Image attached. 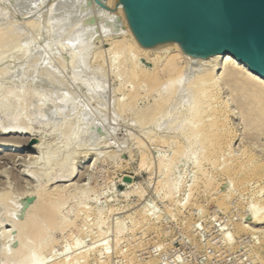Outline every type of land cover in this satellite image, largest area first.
Instances as JSON below:
<instances>
[{
    "label": "rangeland",
    "instance_id": "374dc122",
    "mask_svg": "<svg viewBox=\"0 0 264 264\" xmlns=\"http://www.w3.org/2000/svg\"><path fill=\"white\" fill-rule=\"evenodd\" d=\"M34 1L0 0V13L3 15L1 18L0 14V28H4L2 32L17 28L18 32L20 31L19 35L18 32L14 34L16 39L19 38L18 42L14 39L15 36L10 39L11 42L14 39L15 43L20 46L19 48L17 45L15 46L13 40V43H8L10 47L6 43L0 49L5 47V51H0V70L3 71L1 69L3 66L6 71L9 70L0 76V123H2L0 125L5 123L7 125L10 121H20L19 119L24 117L33 129L31 133L33 136H25L30 140L28 148L24 150H19L16 146L1 145L6 140L0 139V192L1 195H4L3 192L13 193L6 195L7 200L19 210L20 219H24L29 209L35 206L39 196L37 191L46 181L44 174L47 172L58 171L63 167L69 172L71 170L80 171L81 175L79 174L77 179L61 182L56 180L48 182L47 185L50 189L51 185L52 189H55L57 186L68 183L71 193L75 190L74 185H81L78 187L79 191L80 188H84L81 191L82 196L87 193L82 197L80 196L81 192L76 189L77 192H74L77 193V196L75 193V195L70 193L69 196L72 199L69 198L67 205L65 204L62 209L63 219L67 216L69 220H74L69 222L71 225L78 223L76 225L79 226V230L77 228L78 231H75L77 226L72 227V225L65 230L55 232L53 248L47 252L48 255L42 256L43 258L39 256L38 260L41 259V262H37V264H52L68 257L72 263L78 262L77 264H264V233L257 231L264 229V224H254L250 211L252 208L261 209L257 211L264 210V192L258 191L264 185V175H251L249 181L240 184L220 170L224 162V165L229 162V155L238 157L244 151L252 152L259 160H264V129L261 130L264 126L259 129L250 126L252 129L250 131L249 124H245L247 120L243 119L244 117L237 106V100L233 102L232 86L227 84L225 79H220V102L227 103L228 109L231 111L229 122L234 132L231 134V143L224 145L222 154L221 151L214 154L211 153L212 146L202 143L204 142L202 135L192 136V131L188 128V125L198 118L193 116V112H188L193 111L194 103L191 106L190 100L186 102L183 99V94H188L187 92L190 91L184 87L185 83L166 103L164 112L155 118L156 121L141 123L138 113L144 106L150 105L157 99L160 90H157L158 87L155 89V86L152 89L153 85H150L149 82L148 84L141 77V79L138 78L139 75L135 76L131 73L135 69L133 67L135 62L132 58L135 57L137 63L149 69L156 65V59L153 55L144 54L136 48L129 49L131 48L130 39L127 37L122 17L119 16L121 18L119 20L118 15L101 14L94 5H91L90 0L88 3L87 0L79 2L78 0H38L40 3L36 1L34 3ZM83 3L86 6H82ZM51 4L58 6V9L54 6L56 8L54 9L55 21L51 14L53 11H50L53 9ZM80 7H84V9L88 7L89 11L85 9L86 13H84V9ZM92 10L94 11L92 12ZM56 11L59 12V19ZM99 12L102 18L98 15ZM90 14L92 15L90 16ZM69 15H71L70 18ZM106 15L111 17L107 19ZM63 17L67 19H63ZM74 18L78 20H74ZM1 21H6L7 25ZM59 21L60 23H57ZM82 22L88 23L89 26L83 28L84 23L82 24ZM9 23L10 25H8ZM8 26L10 27L8 28ZM1 30L3 29L1 28ZM73 32L77 34H73ZM81 32L82 34H80ZM81 35L84 40H80ZM69 37L77 41L75 40V42ZM68 38L70 41H67ZM57 43L62 45L58 46ZM75 43H78V48ZM80 43L82 45L87 43V45L82 46ZM11 44L15 48L11 47ZM6 46L15 49V51H11V49L9 51ZM59 48L64 50L60 53ZM87 49L89 51L86 52ZM73 55L78 57L77 62L78 59H88L89 63L87 60L86 63L79 60V64L84 63L87 68L91 62L92 66L86 69L85 66L75 64L76 58ZM80 55L81 57L86 56V59L79 58ZM60 58L61 60H59ZM96 59L98 61H95ZM164 60L159 62L158 70H161V75L165 77L166 74L162 70ZM60 62L63 66L60 65ZM73 66L80 67L81 72H85L84 69L92 68V72L90 71V75H87L88 70L85 76V73L81 76L82 73L78 69H76L78 70L76 73ZM93 68L97 69L96 72ZM192 68L189 72L187 70L186 74H190L189 76L198 71L196 67ZM127 69L131 72L126 71ZM98 70L102 73L98 74L99 77L101 75L106 77H101L105 78L104 83L107 80V87L102 85L106 88L103 87V92L100 89V93L97 92L98 88L93 92L90 91L98 83V80L100 82L101 78L96 77L98 76L96 73H99ZM50 72L53 73V76ZM222 72L223 68L219 73ZM49 74H51L50 77ZM58 74L65 87L61 85ZM77 74L81 79L84 77L85 85L81 82L83 79L77 78ZM24 75L29 76L28 79ZM91 75L98 80L95 78V82ZM85 77L89 78L88 80L91 82H86ZM49 79L52 84L54 79L57 80L58 84H54L56 85V87L54 86L55 90L54 87L52 88L53 85H50ZM87 83L89 84L87 85ZM5 84L8 87L6 88L8 93L5 91ZM22 85L23 89H21ZM88 86L92 88L88 89ZM28 87L33 88L32 91L34 90L30 93L33 98L32 102L26 100L27 92L31 91V88L28 89ZM185 88L186 90H184ZM51 89L57 95L55 92L52 93ZM63 89L64 91H62ZM13 90H17L15 92L17 100H23L24 106L11 100V96L6 98L8 94L12 95L10 93ZM132 90H137L136 93L139 92L135 95L136 97L132 96L133 100L130 96ZM67 91L70 95L66 93ZM60 94L62 98L66 97L64 100L67 104L63 99L58 98V96L61 97ZM75 94L78 100L74 97ZM35 97L43 98V103H40L42 106L37 104L38 99H34ZM71 97L73 98L71 99ZM67 98L68 100H66ZM134 98L137 99L134 100ZM186 98H190V96L186 95ZM51 99L52 101H50ZM69 99L77 100L75 105H72L73 108L68 105ZM122 100L125 103L123 102L124 106L120 107L119 101L123 105ZM60 101H63L64 104ZM204 103L207 105L210 101L205 100ZM206 105L203 104L204 108L209 106ZM217 105L219 104L217 103ZM188 106L189 109L193 107L192 110L186 109ZM37 110L40 112L37 113ZM50 110L54 112H52L53 115ZM192 116L195 119H192ZM189 122L191 123L187 124ZM198 122L200 121L193 124ZM75 124L77 128H73L71 132L67 133V126L74 127ZM253 131L254 133H252ZM199 138L201 139L199 140ZM39 140H41L42 146L34 148ZM143 154H147L145 164L142 163ZM216 158L219 160L217 161ZM65 170L58 172L63 173L62 171ZM209 182L212 185H209ZM72 184L73 186H71ZM84 185L86 187H82ZM257 205L258 207H256ZM2 210L0 208L1 221L7 217ZM62 213L61 217H63ZM1 215H4V219L1 218ZM5 220L3 222L6 224L5 229L11 232L10 234L14 238L12 239L16 242L17 229H14L15 226H12L7 220L5 223ZM118 228H122V231ZM0 229V236H2L4 230L1 227ZM0 245L3 244L0 243ZM84 251L88 254L86 258L82 257ZM54 254L56 255L52 256ZM64 254L66 255L64 256Z\"/></svg>",
    "mask_w": 264,
    "mask_h": 264
},
{
    "label": "bare ground",
    "instance_id": "6f19581e",
    "mask_svg": "<svg viewBox=\"0 0 264 264\" xmlns=\"http://www.w3.org/2000/svg\"><path fill=\"white\" fill-rule=\"evenodd\" d=\"M23 1V0H22ZM25 1V0H24ZM31 1V0H30ZM36 2H39L38 0H35ZM35 1H34V3H35ZM57 1H59V0H57ZM80 0H78V2H79ZM91 1V5L93 6H95L96 8L95 9H98L100 12H101V14L102 13H105V14H115L116 16L118 15V17L120 16V17H122L123 18V24L125 25L124 26V28L126 27V34L128 35L127 37H129V39H130V46H131V48H129V49H132V47L133 48H136L137 50H139L140 52H143L144 54H148V55H153L154 56V59H156V65L152 68V69H149V68H146V67H143L142 66V64L140 65L139 63H137L136 61H135V57H133L132 59H133V61L135 62H133V61H131V63H134L135 65L133 66L135 69H134V72L136 71V73L134 74V72L132 71L131 72V70H130V72L133 74V75H135L136 76V74L137 75H139V76H137L138 78H143L144 79V81L145 82H149L150 83V85H153L151 88L152 89H154L153 87L155 86V89L158 87V89L157 90H160V94H159V96L157 97V99H155V101H153V103H151L150 105H147L146 107L144 106L143 107V109L142 110H140V112L138 113V116H139V120L141 121V123H149L150 121H151V123H152V120H155V118L157 117V116H159V114H161V113H163L164 112V110H165V106H166V103L167 102H169L170 101V99H171V97L176 93V91L181 87V86H184V84L183 83H185V85L186 86H184V87H187L188 89L187 90H190L189 92H187L188 94H183L184 95V100L187 102V100H190V105L192 106V104L194 103V109H193V111H188V112H193L192 114H193V116H196L198 119L196 120L193 116L191 117L192 119L194 118L195 119V121L194 122H196V121H200V122H198V123H195V124H193V123H191V122H189V123H187V124H190L191 123V125H188L189 127L188 128H190L191 129V131H192V136H194V135H202L201 137H202V139L204 140V142H202L203 144H209L210 146H212V149H213V151L211 152V153H214V154H217L219 151H221V154H222V151L224 150V145L225 144H229V143H231V134H232V132H234L233 130H232V128L230 127V122H229V116H230V113H231V111L228 109V105H227V103L225 104L224 102H220V79H225V81H227V84L229 83L231 86H232V90L231 91H233V93H234V100H233V102L235 101V100H237L236 102H237V106H238V108H239V110L241 111V114L243 115L242 117H244L243 119H245V121H246V123L245 124H249V126L248 127H250V126H252V127H255V129L256 128H261L262 126H264V77H262V76H260V75H258V74H256V73H253L251 70H250V68H249V66L246 64V63H243V62H241V61H239L233 54H231V53H227V54H216V55H213V56H209V57H199V56H196V55H190L188 52H187V50L185 49V47H184V45L183 44H180V43H178V44H175V43H173V42H169V43H167V44H165V45H162V46H155V47H144V46H142V45H140L139 44V42L136 40V38H135V36L133 35V33H132V31H131V28H130V26H129V24H128V21H127V18H126V15H125V11H124V9H123V7L117 2V0H104L108 5H109V9H105V8H103V7H101L99 4H97V3H95L93 0H90ZM26 2H27V0H26ZM54 2V1H53ZM53 2H52V4H53ZM70 2V1H69ZM84 2V1H83ZM25 3V2H24ZM40 3V2H39ZM51 3V2H50ZM55 3V2H54ZM81 3V2H80ZM85 3V2H84ZM82 4V6L83 5H85V4ZM87 3H88V0H87ZM51 4V5H52ZM58 4V3H57ZM74 4V3H73ZM78 4V3H77ZM51 5H50V8H51ZM62 5H63V3H62ZM67 5V4H66ZM76 5V4H75ZM88 5V4H87ZM55 6V5H54ZM54 6L52 5V7H53V9H50V11L52 12L53 11V13H51V14H53V20H54V17H56V16H54V9H56V8H54ZM61 6V5H60ZM70 6H71V4H70ZM81 6V5H80ZM81 6V7H82ZM86 6V5H85ZM91 6V7H92ZM69 7V6H68ZM74 7V6H73ZM80 7V8H81ZM60 9H61V7H59ZM90 8V7H89ZM58 9V8H57ZM60 9H59V11H60ZM79 9V8H78ZM81 9H84V7L83 8H81ZM80 9V10H81ZM86 9V11L88 10V7H86L85 8ZM85 9H84V13H86L85 12ZM63 10V9H62ZM79 10V11H80ZM91 10V9H90ZM98 10H97V13H98ZM79 11H78V13H79ZM89 11V10H88ZM94 10H92V12H93ZM57 12V11H56ZM69 12V11H68ZM100 12H99V16H100V18H102L101 17V15H100ZM4 13V12H3ZM50 13V12H49ZM59 12H57V18H58V14ZM70 13V12H69ZM72 13V12H71ZM75 13V12H74ZM89 13V12H88ZM91 13V12H90ZM1 14V13H0ZM96 14V13H95ZM60 15H61V12H60ZM63 15H65V14H63ZM62 15V16H63ZM84 15H87V14H84ZM92 14H90V16H91ZM2 14H1V18H2ZM51 17H52V15H50ZM67 16V15H66ZM74 16V15H73ZM75 16H76V14H75ZM89 15H87V17H88ZM95 16V15H94ZM103 16H104V14H103ZM107 16V15H106ZM105 16V17H106ZM5 17V16H4ZM50 17V18H51ZM71 17V15H69V18ZM86 17V18H87ZM97 17V16H96ZM104 17V18H105ZM109 17H111V16H109ZM108 16H107V19L109 18ZM119 17V18H120ZM64 18H66V17H63V19ZM116 18V17H115ZM52 19V18H51ZM56 19V18H55ZM59 19V18H58ZM58 19H56L57 21H58ZM67 19V18H66ZM77 19V18H76ZM75 18H74V20H76ZM110 19H112V18H110ZM118 19V18H117ZM1 20V19H0ZM4 20V19H3ZM6 21H7V19H5ZM60 20H62V19H60ZM78 20V19H77ZM106 20V19H105ZM113 20V19H112ZM119 20H121V18L119 19ZM5 21V22H6ZM55 21V20H54ZM66 21V20H65ZM2 22V21H1ZM4 22V21H3ZM2 22V23H3ZM4 22V23H5ZM8 22H9V20H8ZM7 22V23H8ZM75 22V21H74ZM11 23V22H10ZM10 23L8 24V25H10ZM57 23H60V21L59 22H57ZM57 23H56V25H57ZM78 23V22H77ZM84 22H82V24H83ZM6 24V23H5ZM54 24V23H53ZM85 24V23H84ZM83 24V26L81 25V29H82V27L83 28H85V27H87V26H89V25H87V24H85L84 25ZM1 25V24H0ZM7 25V24H6ZM14 25V24H13ZM55 25V26H56ZM74 25H76V24H74ZM16 26V25H15ZM64 26V25H63ZM69 26H70V24H69ZM71 26H72V24H71ZM5 27V26H4ZM10 26H8V28H9ZM57 27V26H56ZM65 27H66V25H65ZM74 27V26H73ZM1 28L3 29V30H1ZM0 28V49L3 47V45H6V43H7V46H9L10 47V45H8V43L9 42H11V38H12V36H15L14 34H16L17 32H18V30L17 29H12V27H11V29L12 30H10V31H5V32H7V33H3L2 31H4V28L3 27H1ZM5 28H7V27H5ZM59 28V27H58ZM57 28V29H58ZM61 28H62V26H61ZM67 28H68V26H67ZM72 28V27H71ZM77 28V27H76ZM60 29V28H59ZM58 29V30H59ZM73 29V28H72ZM21 31H23V29H20ZM54 30H55V28H54ZM75 30V29H74ZM65 31V30H64ZM64 31H62V32H64ZM66 31H68V30H66ZM65 31V32H66ZM71 31V30H70ZM82 31V30H81ZM85 31V30H84ZM87 31H89V30H87ZM20 32V31H19ZM19 32H18V35H19ZM60 32V31H59ZM79 32H80V30H79ZM22 33V32H21ZM72 33V32H71ZM77 34L76 32H73V34ZM84 33V32H83ZM53 34H55L54 32H53ZM58 34V33H57ZM64 34H66V33H64ZM79 34V33H78ZM80 34H82V32L80 33ZM21 35V34H20ZM36 35V34H35ZM56 35V34H55ZM62 35H63V33H62ZM61 35V36H62ZM24 36V35H23ZM79 36V35H78ZM71 37V36H70ZM69 37V38H70ZM81 37V39L80 40H84V38H82V35L80 36ZM17 37L15 36V38L14 39H16ZM60 38V37H59ZM68 38V40L67 41H70V39H72V38H70L69 39ZM14 39H12V42L11 43H13V40ZM24 39V38H23ZM28 39H30V38H28ZM77 39H79V38H77ZM17 40V42H18V40H19V38L18 39H16ZM58 41H59V39H57ZM56 40V41H57ZM73 40V39H72ZM76 40V39H75ZM75 40H73V41H75ZM22 41H24V40H22ZM72 41V42H73ZM77 41V40H76ZM75 41V42H76ZM16 41L14 40V43H15ZM26 42H27V40H26ZM30 42H32L31 41V39H30ZM61 42V41H60ZM117 42H118V40H117ZM117 42H116V45H117ZM33 43V42H32ZM31 43V44H32ZM56 43V42H55ZM68 43V42H67ZM64 44H65V42H64ZM78 43H75V45H77ZM81 44V43H80ZM85 45H87V43H84ZM83 44V45H84ZM17 45V43H15V46ZM48 45V44H47ZM56 44H54V46H55ZM57 45L59 46V45H62V44H58L57 43ZM66 45V44H65ZM71 45V44H70ZM82 45V44H81ZM82 45V46H83ZM7 46H6V48H7ZM14 47V45L13 44H11V47ZM18 47L17 48H19L20 46L19 45H17ZM27 46H29V44H27ZM53 46V45H52ZM67 46V45H66ZM24 47H25V45H24ZM47 47V46H46ZM51 47V46H50ZM56 47V46H55ZM77 48H78V45L76 46ZM85 47V46H84ZM83 47V48H84ZM88 47V46H87ZM15 48V47H14ZM23 48V47H22ZM26 48V47H25ZM48 48V47H47ZM127 48V49H128ZM7 49H9V51H10V49L11 48H7ZM7 49H6V51H7ZM21 49V48H20ZM19 49V50H20ZM24 49V48H23ZM29 49V51H30V48H28ZM81 49V48H80ZM85 49V48H84ZM89 49H90V47H89ZM89 49H87L86 50V52L87 51H89ZM2 50H4L5 51V47H4V49H2ZM2 50H0L1 52H2ZM12 50H14L15 51V49H11V51ZM18 50V49H17ZM25 50V49H24ZM54 50V49H53ZM56 50H58V48H56ZM59 52L61 53V51H63L64 49L63 48H59ZM72 50V49H71ZM74 50H75V48H74ZM9 51H8V54H10L9 53ZM23 51V50H22ZM28 51V50H27ZM51 51V50H50ZM55 51V50H54ZM53 51V52H54ZM76 51H78V50H76ZM0 52V53H1ZM20 52V51H19ZM59 52H57V53H59ZM73 52V51H72ZM81 52H83V51H81ZM85 52V51H84ZM4 53V52H3ZM18 53V52H17ZM23 53V52H22ZM21 53V54H22ZM24 53H25V51H24ZM68 53V52H67ZM71 53V52H70ZM5 54V53H4ZM73 54V53H72ZM88 55H89V53H87ZM3 55V54H2ZM6 55V54H5ZM15 55V54H14ZM19 55V54H18ZM18 55H16L17 57H18ZM57 55V54H56ZM61 55V54H60ZM60 55H58V56H60ZM75 55V54H74ZM73 55V56H74ZM87 55V56H88ZM131 55V54H130ZM130 55H128L129 56V58H130ZM8 56V55H7ZM10 56H11V54H10ZM15 56V57H16ZM21 56H23V55H21ZM39 56V55H38ZM72 56V57H73ZM90 56V55H89ZM134 56V55H133ZM14 57V56H13ZM16 57V58H17ZM19 57H20V55H19ZM40 57H41V55H40ZM75 58H76V61H74V63L75 64H79V60H82V59H78V62H77V58L78 57H76V56H74ZM73 57V58H74ZM81 57V55L79 56V58ZM86 57V56H85ZM84 57V55H83V57H81V58H85ZM92 57V56H91ZM97 57V56H96ZM23 58V57H22ZM26 58V57H25ZM93 58H94V56H93ZM92 58V59H93ZM128 58V59H129ZM153 58V57H152ZM151 58V59H152ZM41 59H42V57H41ZM63 59V58H62ZM86 59V58H85ZM91 59V58H90ZM91 59V60H92ZM164 60L165 61V63L162 65L163 67H162V70L164 71V74H166V76L164 77V75L162 76L161 75V73H160V71L161 70H158V68H159V66H160V61H162V60ZM59 60H61V58L59 59ZM65 60V59H64ZM72 60H74V59H72ZM87 60V62H88V59H86ZM86 60H82L81 62H84L85 61V63H86ZM131 60V59H130ZM137 60V59H136ZM71 61V60H70ZM95 61H98V59H96ZM163 61V62H164ZM63 62V61H62ZM65 62V61H64ZM63 62V63H64ZM77 62V63H76ZM89 63V62H88ZM154 63V64H155ZM62 63L60 62V65H61ZM74 64V65H75ZM83 64V65H82ZM80 63L79 65H81L82 67L83 66H85L84 65V63ZM6 65V64H5ZM66 65V64H65ZM70 65H71V62H70ZM78 65V66H79ZM46 66V65H45ZM61 66H63V64L61 65ZM78 66H76V68H75V66H73L74 68H75V70L76 69H80V67L79 68H77ZM88 67H90V66H92L91 65V62H90V66L89 65H87ZM4 67L5 66H3V68H1V69H3V71H1L0 72V76L1 75H3V72H5L6 70V68L4 69ZM82 67H81V69H82ZM87 67V68H88ZM192 67H196L197 68V73H196V71L194 72V74L192 75L191 74V76H189L188 74H186V73H188L189 71H190V69H193ZM50 68H52V67H50ZM85 68H86V66H85ZM86 68V69H87ZM95 68V67H94ZM93 68V69H94ZM99 68L101 69V66H99ZM221 68H223V72L222 73H219V71H220V69ZM84 69V68H83ZM86 69H84L85 70V72H81L80 70V72L82 73V74H80L81 76H83V74H84V76L86 75V72L88 71V73H87V75L89 74V72L92 70V68L90 69H88V70H86ZM133 69V68H132ZM78 70H76L75 72L77 73V71ZM95 70V69H94ZM97 70V69H96ZM96 70H95V72H96ZM187 70H188V72H187ZM9 71V70H8ZM8 71H6V72H8ZM49 71H51V70H49ZM48 71V72H49ZM52 71H54V70H52ZM101 71V70H100ZM126 71H128V69L126 70ZM126 71H123V73H126ZM22 72H23V70H22ZM92 72V71H91ZM94 72V71H93ZM97 72H99V70L97 71ZM129 72V71H128ZM129 72V73H130ZM51 73V72H50ZM57 73V72H56ZM56 73H54V74H56ZM5 74V73H4ZM52 74V76H53V73H51ZM51 74H49V77H50V75ZM75 74V73H74ZM91 74H93V73H91ZM97 75L98 74H102L101 72H99V73H96ZM95 74V75H96ZM128 74V73H127ZM163 74V73H162ZM80 75H78L77 74V78L78 79H80V80H82L83 79V81H81L82 83H84L85 82V80H84V77L81 79L80 78ZM90 75V74H89ZM94 75V76H95ZM124 75V74H123ZM131 75V74H130ZM132 75V76H133ZM187 75V76H186ZM7 76V75H6ZM24 76H26L27 77V75H24ZM31 76V75H30ZM56 76V75H55ZM92 77H93V75H91ZM105 77V75H101V77ZM131 76V77H132ZM29 77V76H28ZM28 77L26 78V79H28ZM34 77V76H33ZM46 77H48V76H46ZM87 77V76H86ZM85 77V79H86V82L87 81H89V82H91L90 80H88L87 78ZM89 77V76H88ZM96 77H98V79H100L101 77H99V75L98 76H96ZM95 77V78H96ZM129 77V76H128ZM3 78V77H2ZM8 78V77H7ZM7 78H5V79H7ZM31 78H32V76H31ZM58 78H59V81H60V77H59V74H58ZM76 78V77H75ZM76 78V79H77ZM94 77H93V79H94V81L97 79H95ZM106 78V77H105ZM105 78H101L100 79V82H99V80L97 81L98 83H96V85H94L93 84V82H92V84L95 86V87H93V88H95V89H93L92 87V90H90V91H94V90H96V88H98L97 89V92L100 90V89H102V91L101 92H103V87L104 86H106L107 87V80L105 81L106 83H104V81L103 80H105ZM127 78V77H126ZM130 78V77H129ZM140 78V79H141ZM10 79V78H9ZM15 79V78H14ZM48 79V78H47ZM57 79V78H56ZM56 79H54L55 81H54V83L52 84L51 83V80H53L52 78H51V80H50V85L52 84L53 86H52V88L55 86L56 87V85H54V84H56L57 83V80ZM90 79H91V77H90ZM131 79V78H130ZM11 80V79H10ZM13 80V79H12ZM20 80V79H19ZM80 80H78L79 82H80ZM8 81V80H7ZM7 81H5V82H7ZM26 81V80H25ZM62 81V80H61ZM60 81V82H61ZM93 81V80H92ZM101 81H103V82H101ZM9 82V81H8ZM22 82H24V81H22ZM96 82V81H95ZM224 82V81H223ZM222 82V83H223ZM10 83V82H9ZM17 83V82H16ZM21 82L19 81V84H20ZM30 83V82H29ZM28 83V84H29ZM63 82H61V85H64V84H62ZM103 83V84H102ZM148 83V84H149ZM187 83V84H186ZM24 84H25V82H24ZM58 84V83H57ZM60 84V83H59ZM89 83H87V85H88ZM100 84H101V86H100ZM106 84V85H105ZM12 85V84H11ZM10 85V86H11ZM15 85V84H14ZM48 85H49V83H48ZM84 85H85V83H84ZM91 85V84H90ZM92 85V86H93ZM99 85V87H97ZM102 85H104L103 87H102ZM229 85V86H230ZM7 85L5 84V91L7 92V90H6V88H8V87H6ZM9 86V85H8ZM13 86V85H12ZM19 86H21V85H19ZM60 86V85H59ZM46 87V86H45ZM55 87L53 88L54 90H55ZM64 87H65V85H64ZM89 87V86H88ZM87 87V88H88ZM102 87V88H101ZM106 87H104V88H106ZM14 88H16V87H14ZM21 88V87H20ZM19 88V89H20ZM31 88V87H30ZM29 87H28V89H30ZM57 88H58V86H57ZM62 88V87H61ZM60 88V89H61ZM90 87L88 88V89H91ZM224 88V87H223ZM11 89V88H10ZM13 89V88H12ZM16 89H18V88H16ZM21 89H23V85H22V88ZM26 89H27V87H26ZM32 89L33 88H31V91H29V92H27V96H26V100H28V101H31L32 102V99L33 98H31L32 96H31V94L30 93H32L33 91H32ZM46 89V88H45ZM67 89V88H66ZM73 89V88H72ZM181 89V88H180ZM179 89V90H180ZM75 90V89H74ZM178 90V91H179ZM184 90H186V88L184 89ZM223 90V89H222ZM17 90H13V91H11V93H10V91H9V93L10 94H12V95H7V97L6 98H8L9 96H11L10 97V99L11 100H15L14 102L15 103H17V104H20V105H23L24 104V101L22 100V101H18L17 100V93H15ZM28 91V90H27ZM51 91H52V89H51ZM62 91H64V89L62 90ZM69 91V90H68ZM68 91L66 92L67 94H69L68 93ZM136 91L137 90H132L131 91V93H130V96H131V99H132V96H134V97H136L135 95H137L139 92H137L136 93ZM177 91V92H178ZM46 92V91H45ZM53 92H55V91H52V93ZM74 92H76V91H74ZM96 92V91H95ZM105 92V91H104ZM4 93V92H3ZM8 93V92H7ZM48 93V92H47ZM50 93V92H49ZM71 93V92H70ZM73 93V92H72ZM77 93V92H76ZM99 93H100V91H99ZM189 93H191V94H189ZM232 93V94H233ZM5 94V93H4ZM3 94V95H4ZM55 94H56V92H55ZM64 94H65V92H64ZM57 95V94H56ZM70 95V94H69ZM179 95H180V93H179ZM186 95H189L190 96V98H186ZM1 96V95H0ZM60 96L61 97H59L58 96V98L60 99H63V101H65L64 100V98H66V97H64V98H62V95L60 94ZM66 96V95H65ZM128 96V95H127ZM74 97H76V94L74 95ZM178 97V96H177ZM182 97V96H181ZM37 97H35L34 99H36ZM42 98V97H41ZM48 98V97H47ZM50 98V97H49ZM55 98V97H54ZM57 98V99H58ZM73 97H71V99H72ZM77 98V100H78V97H76ZM186 98V99H185ZM231 98V97H230ZM38 99V100H37ZM36 100V102H37V104L39 103V105H41L42 106V104H40V103H43V98L42 99H40L39 97L37 98ZM59 99H58V101H59ZM135 99H137V98H134V100ZM181 99V98H180ZM25 100V101H26ZM66 100H68V98L66 99ZM77 100H70L69 99V101H68V105L70 106L71 105V107L70 108H73L74 106H72L73 104L75 105V101H77ZM133 100V99H132ZM182 100V99H181ZM205 100H209L210 101V103L209 104H207V105H209V106H207L206 105V103H204L205 102ZM47 101V100H46ZM49 101V100H48ZM50 101H52V99L50 100ZM49 101V102H50ZM63 101H60V102H63ZM13 102V103H14ZM34 102V101H33ZM71 102V103H70ZM73 102V103H72ZM125 103V101H123L122 100V103ZM180 102V101H179ZM186 102L184 103V104H186ZM235 102V103H236ZM12 103V104H13ZM45 103V102H44ZM59 103V102H58ZM65 103L67 104V102L65 101ZM121 102L119 101V105H120V107H123L124 106V103H123V105H121L120 104ZM217 103L219 104V105H217ZM34 104V103H33ZM47 104V103H46ZM54 104H55V102H54ZM63 104H64V102H63ZM180 104H181V102H180ZM203 104H205L206 106H207V108H204V106H203ZM16 105V104H15ZM32 105V104H31ZM36 105V104H35ZM44 105V104H43ZM48 105V104H47ZM46 105V106H47ZM183 105V104H182ZM24 106V105H23ZM22 106V107H23ZM34 106V105H33ZM46 106H44L45 108H48V107H46ZM55 106H56V104H55ZM61 106V105H60ZM66 106V105H65ZM17 107V106H16ZM18 107H19V105H18ZM34 107H40V106H34ZM42 108V107H41ZM52 108V107H51ZM50 108V109H51ZM64 108V107H63ZM67 108H69V107H67ZM191 108H193V107H191ZM189 109V106H188V108H186V109H189V110H192V109ZM237 108V109H238ZM32 109V108H31ZM231 109L233 110V108L231 107ZM34 110V109H33ZM53 110V109H52ZM52 110H50L51 111V114H52ZM71 110V109H70ZM39 110H37V113H39L38 112ZM42 111V110H41ZM56 111V110H55ZM68 111V110H67ZM230 111V112H229ZM240 111H239V113H240ZM48 112V111H47ZM206 112V114H204ZM234 112V111H233ZM32 113H33V111H32ZM50 113V112H49ZM54 113V112H53ZM56 113V112H55ZM70 113V112H69ZM238 113V112H237ZM41 114V113H40ZM39 114V115H40ZM166 114V113H165ZM188 114V113H187ZM36 115V114H35ZM44 115V114H43ZM42 115V116H43ZM53 115V114H52ZM57 115V114H56ZM233 115V114H232ZM37 116V115H36ZM49 116V115H48ZM47 116V117H48ZM189 116V115H188ZM239 116V115H238ZM50 117H52L51 115H50ZM54 117H56V116H54ZM161 117V116H160ZM163 117V116H162ZM190 117V116H189ZM37 118H38V116H37ZM44 118V117H43ZM190 119V118H189ZM191 119V120H192ZM20 121H10V122H8L7 123V125H6V123L4 124V125H0V135L2 136L0 139H2V141L4 140H6V142H2V144L1 145H10V146H16L19 150H24V149H26V148H28V142H29V140L30 139H28V137H25V136H27V135H30V137H31V135L33 136V134H31L32 132H33V129H32V127L28 124L29 122H27L26 121V119L24 118V117H22L21 119H19ZM190 120V121H191ZM1 121V120H0ZM156 121V120H155ZM176 121V120H175ZM244 121V120H243ZM0 124H2V123H0ZM193 124V125H192ZM244 124V123H243ZM73 126V125H72ZM246 126V127H247ZM73 128H77V125L75 124V126L74 127H71L70 125H69V127L67 126V128H66V132L67 133H69V132H71L72 130H73ZM262 129H264L263 127L261 128V130ZM191 131H190V133H191ZM250 131H252V129H251V127H250ZM256 131V130H255ZM263 131V130H262ZM257 132V131H256ZM255 132V133H256ZM258 132H261V131H258ZM252 133H254V131L252 132ZM259 134V133H258ZM253 135V134H252ZM251 135V136H252ZM3 136H6V137H3ZM254 136V135H253ZM29 137V138H30ZM198 137V136H197ZM201 138H199V140H200ZM37 141V140H36ZM197 142H198V140H197ZM200 142V141H199ZM201 143V144H202ZM37 145L35 146L34 145V148H40L42 145H41V140H39L38 141V143H36ZM208 145V146H209ZM204 146V145H203ZM231 146V145H230ZM229 148V147H228ZM29 151V150H28ZM228 152V151H227ZM145 153V152H144ZM239 153V152H238ZM258 153V152H257ZM173 154H175V153H173ZM86 155V154H85ZM210 155V154H209ZM15 156V155H14ZM147 154L146 155H144L143 154V159H142V163L143 164H145L146 162H147ZM222 156V155H221ZM33 157H35V156H33ZM171 157H173L174 158V156H171ZM175 158H176V156H175ZM227 158V157H226ZM34 159H37V158H34ZM30 160V159H29ZM38 160V159H37ZM171 160V159H170ZM216 160H217V158H216ZM219 160V159H218ZM217 160V161H218ZM221 160H223V159H221ZM25 161H26V159H25ZM33 161V160H32ZM223 161H225V160H223ZM27 162V161H26ZM36 162V161H35ZM215 162V161H214ZM21 163H22V161H21ZM33 163V162H32ZM225 163V162H224ZM224 163L222 164V167H221V171L223 170L227 175H229L233 180H235V181H237V182H239L240 184H244L245 182H247V181H249V176H253V175H259V176H263L264 175V160H259L255 155H254V153H252V152H247V151H244L240 156H238V157H231L230 155H229V162L227 163V164H225L224 165ZM169 164V163H168ZM171 164V163H170ZM15 165V164H14ZM221 165V164H220ZM170 166V165H169ZM224 166V167H223ZM66 167V166H65ZM219 168V167H218ZM60 170H65V168L63 167L62 169H60ZM60 170H58V171H60ZM58 171H54V172H47L46 174H44L45 175V178H46V181L43 183V184H41V186L39 187V189H38V194H39V196H38V198H37V202H36V204H35V206H33L32 208H30L29 209V212L27 213V215L24 217V219H20V217H19V215H18V211L19 210H17V208L15 207V206H13L12 204H10V202L7 200V194H11V193H7V192H3L4 193V195H1V192H0V208L1 209H3L4 210V213L7 215V217L5 218L8 222H10V224L12 225V226H15L14 227V229L16 228L17 230V241L16 242H14V238H13V236L10 234L11 232H9V230H7V229H5V225L6 224H4L3 222H4V215L1 217L2 219H4L3 221H1L0 220V227L4 230L3 231V234H2V236H0V243H2L3 245L1 246L0 245V264H37V262H41V259H39L38 260V258H40L39 256H41V258H43L42 256H44V255H48L49 253H47L49 250L51 251V249L53 248V246H54V243H55V238H54V234H55V232H57V231H62V230H65L67 227H69V226H72V227H74V225L75 226H77L76 227V229L75 228H73V229H75V231H78L79 230V226L78 225H76V224H78V223H76V224H72L71 225V222H69L70 220H69V218H67V216L65 217V219H63L64 218V215H63V213H62V209H63V207L65 206V204L68 202V200H69V198H71V196H69L70 195V193L71 192H69V190H70V186H68L67 184L66 185H60V186H57L55 189H52V185L50 186L51 187V189L48 187V185H47V183L48 182H54V181H56V180H60V182L61 181H69V180H74L81 172L80 171H75V170H71L70 172H69V170L68 169H66L65 171H62L63 173H61V172H58ZM67 171V172H66ZM3 172V171H2ZM1 173V172H0ZM81 175V174H80ZM83 175V174H82ZM226 175V176H227ZM5 177V176H4ZM21 177V176H20ZM80 177V176H79ZM18 178V177H17ZM22 179V178H21ZM77 179V178H76ZM14 180H16V179H14ZM231 180V179H230ZM21 181V180H20ZM232 181V180H231ZM256 181V180H255ZM59 182V181H58ZM73 182V181H72ZM168 182V181H167ZM11 183V182H10ZM208 182L206 181V184H207ZM210 184L209 185H212V183L211 182H209ZM257 183V182H256ZM49 184V183H48ZM62 184V183H61ZM64 184V183H63ZM70 184H71V182H70ZM73 184H74V182H73ZM73 184L71 185V186H73ZM58 185V184H57ZM78 185V184H77ZM255 185V184H254ZM6 186H7V184H6ZM79 187H81V185H78ZM78 186H76V185H74V187H75V192H81L82 191V189H84V188H80V191H79V187ZM5 187V186H4ZM3 187V188H4ZM76 187H78V188H76ZM82 187H86L85 185L84 186H82ZM211 187V186H210ZM207 188V187H206ZM261 188V190H258L259 192H264V185L263 186H261L260 187ZM4 189H6V188H4ZM37 189V188H36ZM76 189H77V191H76ZM86 190V189H85ZM11 191V190H10ZM72 192L73 194L75 193V192ZM92 191V190H91ZM255 191V190H254ZM85 192V191H84ZM86 192H88V191H86ZM71 193V194H72ZM92 193V192H91ZM252 193V192H251ZM13 194V193H12ZM11 194V195H12ZM76 194V196H77V193H75ZM74 194V195H75ZM85 194H87V193H85ZM84 194V195H85ZM260 194V193H259ZM84 195L82 196V192L80 193V196H82V197H84ZM9 197H10V195H8ZM73 196V195H72ZM86 196V195H85ZM74 197V196H73ZM86 198V197H85ZM11 199V198H10ZM9 199V200H10ZM72 199V198H71ZM12 200V199H11ZM12 202H14V201H12ZM14 204H15V202H14ZM252 204V203H251ZM17 205V204H16ZM67 205V204H66ZM20 206H22V205H20ZM251 206V205H250ZM18 207V206H17ZM254 207V206H253ZM256 207H258V205L256 206ZM263 207H264V205H263ZM262 207V208H263ZM252 208V207H251ZM260 208H261V206H260ZM19 209V208H18ZM259 208H257V210H258ZM2 210V211H3ZM256 209H254V208H252L250 211H251V217H252V220H253V223L254 224H264V210L262 209V211H257ZM259 210H261V209H259ZM61 213H62V216L63 217H61ZM85 216V215H84ZM81 217V216H80ZM86 218V217H85ZM73 219H74V217H73ZM5 220V223H7V221ZM71 221H74V220H71ZM84 221V220H83ZM75 223V222H74ZM86 223V222H85ZM84 224V223H83ZM10 225V226H11ZM245 225V224H244ZM81 226V225H80ZM247 227V226H246ZM77 228H78V230H77ZM82 228V227H81ZM84 228V227H83ZM70 229V228H69ZM72 229V228H71ZM119 229V228H118ZM1 230V229H0ZM104 230V229H103ZM102 230V232H104ZM119 230H121L122 231V228L121 229H119ZM119 230H117V231H119ZM255 230V229H254ZM257 230V229H256ZM255 230V231H256ZM81 231H82V229H81ZM89 231V230H88ZM257 231H260V232H263L264 233V229H258ZM71 232H72V230H71ZM106 232H107V230H106ZM120 232V231H119ZM80 233V231L78 232V234ZM72 234V233H71ZM71 236V235H70ZM82 236V235H81ZM13 238V239H12ZM71 239H72V237H70ZM13 240V241H12ZM14 242V243H13ZM72 243H73V241H71ZM75 243V242H74ZM68 244V243H67ZM77 244V243H76ZM74 245V244H73ZM70 247H72V245H70ZM74 248V247H73ZM89 249V248H88ZM87 252V251H86ZM51 253V252H50ZM81 253V252H80ZM74 254V253H73ZM56 254H54V255H52V256H55ZM66 254H64V256H65ZM74 255H76V254H74ZM80 255H82V254H80ZM87 253H85V251H84V253H83V255H82V257L83 258H86L87 257ZM50 256V255H49ZM68 256V255H67ZM46 257V256H45ZM69 258V257H68ZM68 258H65V259H63V260H61V261H56L55 263H52V264H77V263H72V261H71V259L69 260ZM79 258V257H78ZM55 259V258H54ZM59 259V258H58ZM49 260V259H48ZM80 260V259H79ZM75 261H76V259H75ZM50 262V261H49ZM48 262V263H49ZM73 262H74V260H73ZM79 263H80V261H79ZM40 264V263H39ZM42 264V263H41ZM45 264H47V263H45ZM50 264V263H49Z\"/></svg>",
    "mask_w": 264,
    "mask_h": 264
},
{
    "label": "water",
    "instance_id": "95a60500",
    "mask_svg": "<svg viewBox=\"0 0 264 264\" xmlns=\"http://www.w3.org/2000/svg\"><path fill=\"white\" fill-rule=\"evenodd\" d=\"M105 9L104 0H93ZM144 47L183 44L190 55L233 54L264 77V0H117Z\"/></svg>",
    "mask_w": 264,
    "mask_h": 264
}]
</instances>
